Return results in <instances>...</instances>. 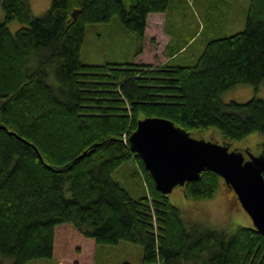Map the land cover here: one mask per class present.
<instances>
[{
	"label": "trees",
	"instance_id": "1",
	"mask_svg": "<svg viewBox=\"0 0 264 264\" xmlns=\"http://www.w3.org/2000/svg\"><path fill=\"white\" fill-rule=\"evenodd\" d=\"M173 1L50 0L33 16L28 0H2L0 255L13 264L43 257L94 264L97 245L119 241L140 244L145 264H264L261 233L252 226L232 235L188 227L130 151L136 122L153 116L188 132L215 128L227 145L255 132L264 146V99L221 100L237 84L264 81V0H250L243 30L208 40L193 65H153L162 57V18L165 31ZM113 16L148 47L140 46L137 62L82 63L86 24ZM13 19L23 25L15 33L7 27ZM169 38V58L192 39L178 45ZM129 160L146 186L138 199L112 175ZM221 183L205 170L179 187L187 197L210 199Z\"/></svg>",
	"mask_w": 264,
	"mask_h": 264
},
{
	"label": "rangeland",
	"instance_id": "2",
	"mask_svg": "<svg viewBox=\"0 0 264 264\" xmlns=\"http://www.w3.org/2000/svg\"><path fill=\"white\" fill-rule=\"evenodd\" d=\"M190 1V0H189ZM191 8L188 0L180 6L174 0L166 14L165 39L161 56H165V45L172 36L173 44L182 45L192 38L183 48L182 53L172 60L178 65H193L197 60L208 40L214 37H224L241 31L244 28L245 12L250 0H229L217 3L216 0H194ZM0 0V21H4V12ZM29 9L33 16H41L48 9L50 0H28ZM228 12V15L226 13ZM205 24L202 31L199 27ZM84 39L80 50V59L84 64L103 65L107 63L137 62L139 56L136 53L140 46L142 49L148 44L141 43L136 34L126 30L119 22L117 16H113L106 22L86 24ZM23 25L13 19L7 22V27L12 33ZM199 30V33H195ZM195 35L194 37H192ZM171 39V38H170ZM144 55L152 56V51L145 50ZM161 58V57H160ZM151 64H155L153 61ZM251 97L264 99V81L256 88L250 84H237L222 93L221 100L227 104L230 100L236 102L248 101ZM193 138L212 139L222 143L219 130L209 128L199 132L189 131ZM263 140L260 135L253 132L246 137L230 143V149L242 151L244 158L249 159L252 154L260 155L263 151ZM113 178L124 186L129 194L138 199L145 195L146 186L143 181L137 163L133 160L125 161L112 172ZM226 185L222 180L220 187L210 199H193L187 197L177 186L168 194L169 202L179 209L181 217L188 227L193 226L198 230H220L233 234L239 227L252 226V222L246 211L235 201L234 192L226 191ZM233 192V193H232ZM236 203V204H235ZM143 248L140 244L128 241H119L115 244H99L96 247L94 264H145L142 259ZM207 257V254H204ZM0 264H13V259L6 255H0ZM25 264H62L57 257L37 258L27 261ZM158 264V263H148ZM177 264H204L203 261L180 260Z\"/></svg>",
	"mask_w": 264,
	"mask_h": 264
},
{
	"label": "water",
	"instance_id": "3",
	"mask_svg": "<svg viewBox=\"0 0 264 264\" xmlns=\"http://www.w3.org/2000/svg\"><path fill=\"white\" fill-rule=\"evenodd\" d=\"M128 141L155 189L166 196L177 186L198 180L205 170L216 173L264 237V148L260 155L246 159L241 150H231L230 144L193 138L171 120L156 116L139 119Z\"/></svg>",
	"mask_w": 264,
	"mask_h": 264
},
{
	"label": "crops",
	"instance_id": "4",
	"mask_svg": "<svg viewBox=\"0 0 264 264\" xmlns=\"http://www.w3.org/2000/svg\"><path fill=\"white\" fill-rule=\"evenodd\" d=\"M182 1V3L184 4V1L185 0H181ZM194 3H195V1L194 0H188V6L191 8V4L192 5H194ZM226 15H228V12L226 13ZM164 19H165V16L163 15V18H162V22H163V24H162V31H163V28H164ZM196 34V33H195ZM169 40H170V38H169ZM169 40L167 41V44H168V42H169ZM166 46V45H165ZM165 48V47H164ZM180 55V54H179ZM179 55H177V56H179ZM177 56H175V55H173L172 56V58H169L168 56H163V57H161L160 59H158V60H156L155 61V64H153V65H160L161 63H163V62H165V61H167V60H169V59H175Z\"/></svg>",
	"mask_w": 264,
	"mask_h": 264
},
{
	"label": "flooded vegetation",
	"instance_id": "5",
	"mask_svg": "<svg viewBox=\"0 0 264 264\" xmlns=\"http://www.w3.org/2000/svg\"><path fill=\"white\" fill-rule=\"evenodd\" d=\"M236 204V203H235Z\"/></svg>",
	"mask_w": 264,
	"mask_h": 264
}]
</instances>
